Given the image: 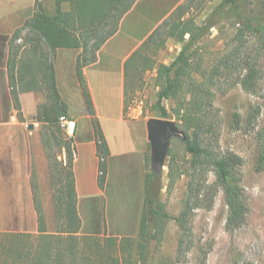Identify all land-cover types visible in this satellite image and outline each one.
Returning a JSON list of instances; mask_svg holds the SVG:
<instances>
[{
    "label": "rangeland",
    "instance_id": "rangeland-1",
    "mask_svg": "<svg viewBox=\"0 0 264 264\" xmlns=\"http://www.w3.org/2000/svg\"><path fill=\"white\" fill-rule=\"evenodd\" d=\"M221 1L185 0L182 4L187 10L185 19L192 18L198 26L204 25ZM245 1L248 10L262 13V27L258 32L243 30L242 37L238 40V32L241 30L235 25L237 19L221 20L191 49V52H197L193 64L200 66V71L205 75V80L214 94V109L207 112L210 130L205 133L203 139L205 146L215 154H235L242 160L238 172L239 185L246 199L244 222L238 227H228V206L223 190L216 184L213 168L209 164H196L192 167V157L186 152L184 144L185 133L181 138L173 137L170 142L169 151L183 173L171 185L167 165L169 151L164 166L157 171L153 167L150 143L148 168L160 174L161 190L153 207L158 210L160 217L154 222V229L150 228L151 234L156 237L148 245L147 264H264V168L260 169L259 163L264 137H258L260 131L264 133V0ZM35 2L36 0H30V8H25L18 23L21 24L14 29L9 42L17 65L20 60L35 56L30 52V46L36 43L26 44V36L31 32L25 26L35 13ZM16 5L7 0L1 6L6 8ZM44 7L53 12L54 0H44ZM64 10H70L69 3L64 4ZM0 33H6L1 24ZM187 41L188 37L182 42L164 33L158 43L148 48L146 53L152 61L169 65L178 57ZM37 47L40 55L46 54L48 60L52 59L49 48L43 42ZM36 55L39 56L38 53ZM247 63L256 64L259 71L258 85L251 93L244 91L239 83L245 74ZM214 69L218 72H213ZM155 78V71H147L137 84L133 82L135 86H128L127 106L135 107L142 101L147 117H160L159 110L155 109L159 92ZM196 78L202 80L201 76ZM128 82L132 84L131 79ZM47 95L46 91H37L29 103L34 107L33 103L36 101L39 108L50 101ZM162 104L170 111L168 119L180 128L175 115L171 113L175 102L165 100ZM4 108L8 110V114H12L0 118V125H4L8 131V148L0 151V231L37 232L33 182L38 185L37 193L43 206L47 230L55 231L63 225L55 216L54 198L59 194L61 184L53 186L60 177L57 170L52 172L47 158L44 139L49 136H46L43 123L36 119L24 118L22 106L20 112L14 102L13 105L6 102ZM252 113L254 119L249 123L247 119ZM235 114H239L241 119L238 127L234 123ZM30 125H33V128L30 129ZM180 130L184 132L183 129ZM64 138L70 140L65 133ZM43 152L46 153L49 170L42 163L40 169L36 166ZM53 153L58 155V150L54 149ZM59 160L66 164L67 154H60ZM28 174L32 194L28 193ZM53 176L56 179L54 182ZM13 186L16 189L12 190ZM188 193L193 197L198 194L199 199L197 203H191L190 212L184 217L182 228L176 218L185 209L184 201ZM133 254L137 256V252ZM125 255L128 256V252Z\"/></svg>",
    "mask_w": 264,
    "mask_h": 264
},
{
    "label": "trees",
    "instance_id": "trees-1",
    "mask_svg": "<svg viewBox=\"0 0 264 264\" xmlns=\"http://www.w3.org/2000/svg\"><path fill=\"white\" fill-rule=\"evenodd\" d=\"M138 0H54V11L49 12L44 7V0H36L35 13L26 22L30 29L26 36V44L30 46L35 56L20 60L18 65L12 52L8 60L9 80L13 102L18 112L21 111L19 94L25 91L47 92L50 101L37 110L36 121L44 124L46 136L44 146L50 168L57 170L60 178L53 186L61 184L59 194L55 198V216L62 221L60 227L49 232L46 219L38 196V185L33 182L34 204L37 215V232L3 230L0 231V264H147L148 245L156 237L151 234L154 222L160 217L158 210L153 209L156 198L161 190V176L148 168L146 174V202L144 205L141 226L138 237L116 238L82 234V221L78 214L77 193L73 173V141L64 138V132L59 119L67 116L68 105L60 96L55 78L54 58L58 49H80L76 62V72L83 91L88 113L95 133L97 156L100 159V175L98 183L104 189L107 174L108 146L96 117L90 92L83 76V68L97 60V54L102 46L113 37L119 29L122 18L132 9ZM70 4V10H64V4ZM245 0H222L204 25L198 26L195 21L185 19L187 10L180 5L172 15L143 43L140 49L128 60L126 75H133L137 83L146 71L157 70L156 86L159 87L155 109L160 117L168 119L170 111L163 106V101L173 100L175 107L171 113L184 130L186 152L191 155L192 167L196 164H209L213 168L216 184L223 190L228 206V227H238L245 219L246 199L239 185V166L241 158L235 154H215L204 142L205 133L210 130L207 112L214 109L212 88L208 86L200 66L193 64L197 52H191L208 31L216 27L221 20H236L240 27L238 40L243 30L258 32L262 27V13L248 10ZM166 34L184 42L178 57L171 63H159L151 60L146 50L157 44L161 35ZM18 36V35H16ZM40 42H43L51 52L48 55L38 52ZM31 45V44H30ZM39 54L36 55V54ZM90 55V56H89ZM226 61V60H224ZM245 74L240 80L242 89L254 92L259 81V71L256 64L247 63ZM218 72V70H213ZM201 76L202 80L196 77ZM19 84V89H17ZM127 106V102H126ZM127 108V107H126ZM253 113L247 122L254 119ZM234 123L240 126L239 114L234 115ZM258 137H264L260 131ZM58 150V155L53 150ZM259 158L260 169L264 168V145L262 144ZM65 152L68 161L59 160V155ZM54 162V163H53ZM148 162V160H147ZM148 165V164H147ZM168 178L170 185L180 177L177 161L169 151ZM56 181V179H55ZM193 194L192 188H190ZM198 194L187 195L184 210L176 218L179 227L184 226L183 219L190 212L192 202H198ZM153 220V221H152ZM153 224V225H152ZM128 252V256L125 253ZM137 252V256L133 254Z\"/></svg>",
    "mask_w": 264,
    "mask_h": 264
},
{
    "label": "crops",
    "instance_id": "crops-1",
    "mask_svg": "<svg viewBox=\"0 0 264 264\" xmlns=\"http://www.w3.org/2000/svg\"><path fill=\"white\" fill-rule=\"evenodd\" d=\"M6 1L0 0V24L6 31L0 33V107L3 109L0 108V118L12 114H8V110L4 108L6 102L13 105L8 69L11 54L9 42L14 29L21 24L18 23L25 8H30V0H8L17 5L5 8L1 5ZM184 1L138 0L122 18L118 32L99 50L97 60L83 68L95 114L109 150L104 189H101L98 183L100 159L97 156L95 133L76 72V62L81 50L56 51V86L68 105L67 116L74 119L78 125L73 139V173L82 234H106L116 238L138 237L146 202L145 181L150 148L146 122L151 118L161 117L145 116L142 101L135 107L126 106L128 86H135L142 79L135 83L133 75L127 76L126 64ZM152 71H155L157 76V70ZM130 79L132 84L128 82ZM17 86L19 89L20 85ZM36 92L25 91L19 94L22 113L26 119L35 120L38 107L36 101L33 103L34 107L29 102ZM7 134L5 126L0 125V151L8 148ZM29 145L31 146V143ZM38 156L41 157V154ZM29 158L30 167L31 155ZM39 159L40 162L37 161L36 166L40 169L42 163L49 170L45 152ZM27 179L28 193L32 194L30 174ZM14 189L16 187L13 186L12 190Z\"/></svg>",
    "mask_w": 264,
    "mask_h": 264
},
{
    "label": "water",
    "instance_id": "water-1",
    "mask_svg": "<svg viewBox=\"0 0 264 264\" xmlns=\"http://www.w3.org/2000/svg\"><path fill=\"white\" fill-rule=\"evenodd\" d=\"M33 128V125H30ZM148 140L152 147L153 167L160 171L165 164L173 137H183L184 132L170 119L151 118L146 122Z\"/></svg>",
    "mask_w": 264,
    "mask_h": 264
},
{
    "label": "built area",
    "instance_id": "built-area-1",
    "mask_svg": "<svg viewBox=\"0 0 264 264\" xmlns=\"http://www.w3.org/2000/svg\"><path fill=\"white\" fill-rule=\"evenodd\" d=\"M21 42V41H19ZM60 126L69 139H73L77 131V123L74 119L68 116H62L59 119Z\"/></svg>",
    "mask_w": 264,
    "mask_h": 264
}]
</instances>
